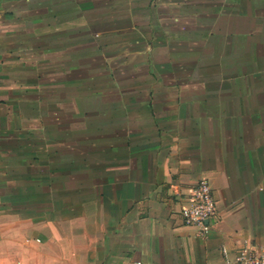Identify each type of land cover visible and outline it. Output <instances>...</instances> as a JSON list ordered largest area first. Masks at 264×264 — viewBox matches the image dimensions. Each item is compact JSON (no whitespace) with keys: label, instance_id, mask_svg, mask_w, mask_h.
Listing matches in <instances>:
<instances>
[{"label":"crops","instance_id":"1","mask_svg":"<svg viewBox=\"0 0 264 264\" xmlns=\"http://www.w3.org/2000/svg\"><path fill=\"white\" fill-rule=\"evenodd\" d=\"M256 77L264 0H0V264H236L264 246ZM203 178L206 239L178 213Z\"/></svg>","mask_w":264,"mask_h":264},{"label":"built area","instance_id":"2","mask_svg":"<svg viewBox=\"0 0 264 264\" xmlns=\"http://www.w3.org/2000/svg\"><path fill=\"white\" fill-rule=\"evenodd\" d=\"M184 226L195 229L196 236L206 239L219 219L213 190L207 179H200L184 197L179 209ZM236 264H264V246H245L233 259Z\"/></svg>","mask_w":264,"mask_h":264},{"label":"rangeland","instance_id":"3","mask_svg":"<svg viewBox=\"0 0 264 264\" xmlns=\"http://www.w3.org/2000/svg\"><path fill=\"white\" fill-rule=\"evenodd\" d=\"M41 64H42V62H41ZM245 64V63H244ZM95 65H96V68L97 67H102V62L101 61H96L95 62ZM42 67V66H41ZM138 68H140L141 67V65L140 66H137ZM146 67V63H143V69ZM39 79V77L38 78H35V77H30V80H31V82L32 83H34L36 80H38ZM180 79V80H179ZM243 79V78H242ZM177 80H179V83H183V80H184V78L182 77V76H180ZM246 80V78H244V81ZM109 81H110V77L107 75V73H102L100 76H97L96 78H95V83L96 84H104V83H109ZM47 82H49V83H53V82H51V80H48ZM255 82H256V84H260V83H264V78H255ZM241 83H243V82H241V80H240V84ZM43 87H44V85H43ZM48 88V87H47ZM35 126H38V125H34V124H32V126H31V128H33V127H35ZM34 133V132H33ZM35 133H38L39 134V136L41 137V140L40 141H37V142H34V141H31V143H30V147L32 148V149H37L41 154H42V125L40 126V127H37L36 128V131H35ZM38 159V158H37ZM40 164L42 165V157H41V159H40ZM33 191H35V193H36V195H38V193L39 192H41L42 193V189H36V190H33ZM25 207H27V206H25ZM30 208H33V207H35V206H29ZM39 207H42V206H39Z\"/></svg>","mask_w":264,"mask_h":264}]
</instances>
